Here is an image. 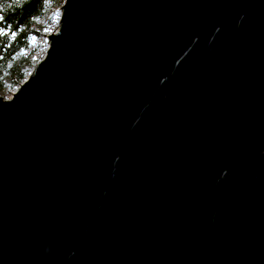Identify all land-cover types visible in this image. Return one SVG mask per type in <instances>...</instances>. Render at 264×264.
<instances>
[{
	"label": "water",
	"instance_id": "water-1",
	"mask_svg": "<svg viewBox=\"0 0 264 264\" xmlns=\"http://www.w3.org/2000/svg\"><path fill=\"white\" fill-rule=\"evenodd\" d=\"M0 95V264H264V0H65Z\"/></svg>",
	"mask_w": 264,
	"mask_h": 264
},
{
	"label": "trees",
	"instance_id": "trees-1",
	"mask_svg": "<svg viewBox=\"0 0 264 264\" xmlns=\"http://www.w3.org/2000/svg\"><path fill=\"white\" fill-rule=\"evenodd\" d=\"M65 0H0V93L15 88L35 64V43L54 23Z\"/></svg>",
	"mask_w": 264,
	"mask_h": 264
},
{
	"label": "rangeland",
	"instance_id": "rangeland-1",
	"mask_svg": "<svg viewBox=\"0 0 264 264\" xmlns=\"http://www.w3.org/2000/svg\"><path fill=\"white\" fill-rule=\"evenodd\" d=\"M55 13H56V18H55V20H54V23L45 31V33H44V36H42L40 39H38L35 43L37 44L38 42H41V41H43V43H44V45L38 50V51H36L34 54H32V58L35 60V64H36V62L39 60V59H41L42 58V56L44 55V52H45V47H46V45H45V34H47V33H49V32H51V31H54L56 28H57V24H58V22H57V19H58V11L55 9ZM34 64V65H35ZM34 65L31 67V68H29L28 70V72H30L31 70H32V68L34 67ZM28 75V74H27ZM26 75V76H27ZM14 91V88L13 89H9V90H7V91H5L4 93H0V95H3L4 97H10L11 95H12V92Z\"/></svg>",
	"mask_w": 264,
	"mask_h": 264
},
{
	"label": "bare ground",
	"instance_id": "bare-ground-1",
	"mask_svg": "<svg viewBox=\"0 0 264 264\" xmlns=\"http://www.w3.org/2000/svg\"><path fill=\"white\" fill-rule=\"evenodd\" d=\"M57 11L59 12V13H58V16H59L61 12H60V10H57Z\"/></svg>",
	"mask_w": 264,
	"mask_h": 264
}]
</instances>
